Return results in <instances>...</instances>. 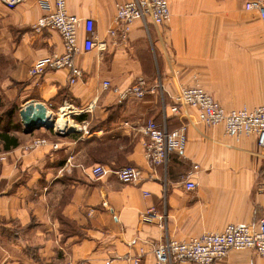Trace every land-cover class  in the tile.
Masks as SVG:
<instances>
[{"label": "crops", "instance_id": "crops-1", "mask_svg": "<svg viewBox=\"0 0 264 264\" xmlns=\"http://www.w3.org/2000/svg\"><path fill=\"white\" fill-rule=\"evenodd\" d=\"M43 1L54 8V0H26L14 8L0 1V116L6 119L12 106L43 102L71 127L10 130L19 145L4 149L0 142L6 153L0 264H130L141 251L142 264H154L153 249L166 239L187 240L230 224L256 226L264 217V151L256 136L237 140L222 124L200 122L194 108L190 118L171 111L177 91L195 84L227 111L264 104V22L247 9L251 0H168V22L136 20L127 40L110 31L118 28L117 4L129 0H66L71 14L95 20L104 43L75 55L84 75L74 84L67 68L29 73L37 59L64 51L57 30L33 28L48 12ZM85 36L82 27L81 46ZM141 76L162 87L141 99H121L113 91ZM149 119L169 130L189 122L185 148L164 164L146 157L142 127ZM41 137L49 142L25 149ZM95 164L137 166L142 176L135 182L115 174L92 179ZM187 175L195 189L185 187ZM153 205L164 225L142 221ZM216 264H264V256L231 250Z\"/></svg>", "mask_w": 264, "mask_h": 264}, {"label": "built area", "instance_id": "built-area-1", "mask_svg": "<svg viewBox=\"0 0 264 264\" xmlns=\"http://www.w3.org/2000/svg\"><path fill=\"white\" fill-rule=\"evenodd\" d=\"M0 1L7 7L14 8L26 0ZM42 4L48 12L37 20L33 28L38 32L47 28L57 30L63 39L64 51L37 59L30 67L29 73L32 76H37L48 70L67 68L70 71L69 82L74 84L84 75L83 69L75 64V55L81 49L89 52L104 44L99 41L95 20L91 17L83 18L71 14L67 9L66 0H54V8H51L48 1H43ZM247 9L256 11L264 22V0H251L247 3ZM170 19L171 9L168 0H129L117 4L115 21L118 28L112 29L110 34L119 36L121 40H127L131 25L136 20L150 21L160 26ZM82 27L86 36L81 46L79 30ZM104 86L109 88L108 83H105ZM160 87H162L161 83L150 85L146 78L141 76L126 89L114 87L113 91L118 93L121 99L129 97L141 99L148 93H156ZM175 101L171 111L176 115L190 118V109L194 108L200 122L208 126L222 124L226 133L237 140L242 136L255 135L258 146L264 151V104L254 108L244 105L227 111L200 84L180 88L175 95ZM188 124L189 122L169 130L165 125L159 124L154 119H149L142 127V131L148 137L145 144L147 159L154 165L164 164L168 161L171 153L183 151ZM59 130L65 131L61 128ZM48 142L46 137L35 138L25 146V149H34L46 145ZM53 147L58 148V143H54ZM5 154L0 151V164L6 158ZM194 167L198 168V165ZM88 173L92 179L96 180L115 174L123 182H135L142 176V170L132 165L114 169L103 164H95ZM188 177L190 176L187 175L185 187L189 190L195 189L198 184ZM261 188L264 190V181ZM142 221L164 225V214L160 213L153 205L142 214ZM231 250H252L257 255L264 256V217L259 220L256 226L230 224L224 231L208 232L187 240L166 239L155 245L153 249L154 264H176L179 262L216 264L218 260L225 258ZM143 256L144 253L141 251L139 254L129 257L128 260L130 264H142Z\"/></svg>", "mask_w": 264, "mask_h": 264}, {"label": "water", "instance_id": "water-1", "mask_svg": "<svg viewBox=\"0 0 264 264\" xmlns=\"http://www.w3.org/2000/svg\"><path fill=\"white\" fill-rule=\"evenodd\" d=\"M20 116L25 126V132L31 133L41 127L51 129L55 126V119L49 113L43 102H30L20 110Z\"/></svg>", "mask_w": 264, "mask_h": 264}, {"label": "trees", "instance_id": "trees-1", "mask_svg": "<svg viewBox=\"0 0 264 264\" xmlns=\"http://www.w3.org/2000/svg\"><path fill=\"white\" fill-rule=\"evenodd\" d=\"M17 115H20V109H18L17 106H12L4 111L6 119H3V116H0V126L3 124L2 126L4 127L0 129V142H3L4 149L19 145V138L17 135L12 134L10 130H20L26 133L21 122L17 119ZM26 134H32V132Z\"/></svg>", "mask_w": 264, "mask_h": 264}, {"label": "bare ground", "instance_id": "bare-ground-1", "mask_svg": "<svg viewBox=\"0 0 264 264\" xmlns=\"http://www.w3.org/2000/svg\"><path fill=\"white\" fill-rule=\"evenodd\" d=\"M49 113H50V115H52L51 111H49ZM65 117H67V116L65 115ZM54 123H55V127H57L58 129H60V128L66 129L68 127H71V123H69L67 120H65L64 117H62V116H60V118L58 120L54 121Z\"/></svg>", "mask_w": 264, "mask_h": 264}, {"label": "rangeland", "instance_id": "rangeland-1", "mask_svg": "<svg viewBox=\"0 0 264 264\" xmlns=\"http://www.w3.org/2000/svg\"><path fill=\"white\" fill-rule=\"evenodd\" d=\"M52 117H53V119H55V120H57V118H58V116H57L56 114H54L53 112H52ZM51 129H53L54 131H55V130H58L57 127H55V126H54L53 128H51Z\"/></svg>", "mask_w": 264, "mask_h": 264}]
</instances>
